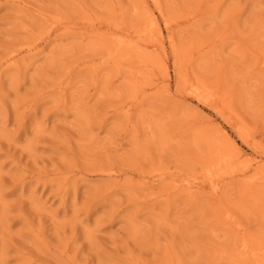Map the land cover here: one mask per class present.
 <instances>
[{
	"label": "rangeland",
	"instance_id": "374dc122",
	"mask_svg": "<svg viewBox=\"0 0 264 264\" xmlns=\"http://www.w3.org/2000/svg\"><path fill=\"white\" fill-rule=\"evenodd\" d=\"M0 264H264V0H0Z\"/></svg>",
	"mask_w": 264,
	"mask_h": 264
}]
</instances>
